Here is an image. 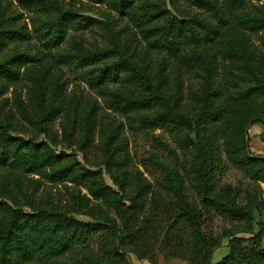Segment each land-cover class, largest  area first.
I'll return each instance as SVG.
<instances>
[{
    "label": "trees",
    "instance_id": "16d2710c",
    "mask_svg": "<svg viewBox=\"0 0 264 264\" xmlns=\"http://www.w3.org/2000/svg\"><path fill=\"white\" fill-rule=\"evenodd\" d=\"M19 1L26 7L44 5L40 0ZM48 1L50 7L44 8L36 22L37 31L44 32L45 48L50 50L64 41L67 24L77 22L73 11L56 0ZM91 1L106 4L126 18L146 43V56L134 61L106 23L108 47L89 53L74 45L72 52L59 54L58 60L85 68L88 83L128 123H137L141 129L176 132L190 147L191 160L184 174L154 161L164 167L163 187L177 207L166 233L177 230L179 249L190 264H214V251L223 238L228 239V251L215 264H264L260 241L243 243L245 239L237 236L253 233L255 213L264 216V196L251 187L264 184V155L246 151L249 139L245 131L248 125H264V55L258 53L251 38L264 31V9L246 11L248 0H182L200 12L180 16L160 0ZM170 2L174 8L178 4V0ZM51 29L56 33L50 35ZM9 33L0 22V97L24 75L30 77L26 100L14 96L22 121L35 134L46 137L49 125L60 116L71 118V124L80 120V149L88 146L96 116L89 109L78 113L75 106L65 103L47 69L36 66L38 57L17 50L4 52L8 41L18 39L19 34ZM153 57L173 58L197 75L199 85L188 93L189 108L182 102L179 86L174 91L167 86L163 66L157 71L150 68ZM110 58L114 61L106 64ZM217 62L227 66L220 79ZM114 84L115 88L110 87ZM0 112V167L6 169L3 198L22 197L14 205L0 199V264H131L125 256L128 253L145 258L152 226L140 215L151 188L140 172L130 174L128 154L117 134L100 127L102 164L112 181L108 184L101 169L82 165L74 153L56 150L54 136L38 140L13 134L12 113L3 112L1 104ZM62 129L64 138L69 139L72 128L67 131L63 124ZM229 168L249 179L250 186L223 181ZM30 175L52 183H70L76 190L69 191L64 209L43 207L23 184ZM185 182L201 206L188 201ZM81 187L86 191L83 194ZM211 210L239 225L218 238L205 227ZM258 225L250 238L264 235V223ZM92 243H96V251Z\"/></svg>",
    "mask_w": 264,
    "mask_h": 264
},
{
    "label": "rangeland",
    "instance_id": "374dc122",
    "mask_svg": "<svg viewBox=\"0 0 264 264\" xmlns=\"http://www.w3.org/2000/svg\"><path fill=\"white\" fill-rule=\"evenodd\" d=\"M56 1L64 9H69L76 14L75 22L77 23L67 24L64 41L58 47L48 50L44 46V32L37 31L38 23L36 22V17L42 16L46 6L50 7L49 1L40 0L44 5L38 6L34 3L26 7L19 0H0V22H2V26L10 30L11 33L16 32L15 34H19L17 35L18 39L8 41L4 52L11 53L17 50L38 57L39 61L36 63V66L42 65L47 69V76L52 77L53 82L59 86L65 103L75 106L78 113L82 109H89L96 116L94 132L92 133L89 145L80 149L79 134L82 128L81 121L76 119L77 121L75 120L76 122L74 121L71 124V118L60 116L49 125L46 137L35 134V131L19 117L16 105L14 104V96H20L23 100H26L28 96V86L30 85L28 78L30 77L24 75L25 77L17 83L11 84L8 91L0 97L3 112L12 113V120L15 124L13 134L25 138L36 137L38 140H49L54 136L52 146L56 150L74 153L73 155L77 157L82 165L92 169H101L104 180L108 184H112L109 173L106 172L102 164L100 127L103 126L109 134L116 133L117 140L120 143H124L128 154L126 167L130 174L137 171L140 172L146 178L151 188L144 201V211L140 215L141 218H144L143 220L147 218L152 226L148 232L146 257L139 258L137 254L128 253L125 255L127 260L131 264H190L185 257V253L179 249V244L175 237L177 230L173 233L170 232L172 235L166 233L168 224L173 221L176 215L175 210H177V207H175V200L167 194L163 187V177L166 172L164 167H160L154 163L155 160H158L159 163H163L166 166H174L177 172L184 174L191 160L190 147L184 143V139L181 138L182 135L176 132L164 128L141 129L137 123H128L122 115L111 109L107 99L88 83L85 68H76L75 63L62 64L58 60L59 54L66 51L72 52L74 45H79L78 47L83 48L85 52L89 53L108 47L106 23L110 24L114 32L118 34V42L123 45L124 51L131 54L134 61H141L146 56V43L142 41L137 29L126 18L118 16L106 4H96L91 0ZM170 1L160 0L159 3L180 16L184 14L193 15L200 12L193 6H186L182 0H178V4L174 8ZM261 7L264 9V0H248L245 5L246 11L259 10ZM86 25L87 27H84ZM80 26L82 27L80 28ZM55 33V29L50 30V35ZM251 38L252 42L257 46L258 53L264 55V45L262 44L264 31H258ZM188 50H193V48ZM112 61L114 59L110 58L106 64ZM159 65L165 69L169 89L174 91L178 85L182 102L189 108L191 102L188 93L190 89L195 90L198 87L199 79L197 75L184 70L182 65L173 60V58H151L149 66L153 71H157ZM217 65V78L220 79L225 73L227 66L223 62H217ZM116 86V84L110 85L112 88ZM28 108L30 110L31 106L28 105ZM2 114L0 112V117H2ZM63 124H67L69 129L67 131H70L72 128V134L67 140L64 138ZM246 135L249 139V151L253 155H264V125L256 123L248 127ZM165 145L171 149L170 152L165 148ZM226 171L222 178L223 181L230 182L232 185H243V188L250 186L249 179L241 177L235 170L229 168ZM5 175L6 169L0 167V199L8 201L6 198H3L1 190ZM23 184L27 193L32 194L37 204L43 207L58 209H64L68 204L69 191L72 189L76 190L70 183H52L34 175H30L25 180L23 179ZM251 187H254L257 193L264 196L263 183H256L255 186ZM184 191L189 202L201 206V203L194 197L192 188L188 182L184 184ZM80 192L83 194L86 191L81 187ZM19 198L22 197L15 195L8 202L14 205ZM166 210H168L167 213ZM169 215H171L170 218H168ZM76 216L87 220L86 216ZM206 216L205 227L218 238L223 237L227 231L233 230L239 225L235 221L217 215L212 210ZM254 216L253 233H238L237 236L245 239L243 243H252V240H257L260 241L261 246H264V235L250 238L260 227L258 222L264 223V216L260 217L257 213ZM227 245L228 239L223 238L218 249L214 251L212 263L215 264L227 253ZM91 248L96 251V243H92Z\"/></svg>",
    "mask_w": 264,
    "mask_h": 264
},
{
    "label": "water",
    "instance_id": "95a60500",
    "mask_svg": "<svg viewBox=\"0 0 264 264\" xmlns=\"http://www.w3.org/2000/svg\"><path fill=\"white\" fill-rule=\"evenodd\" d=\"M249 125L247 126V128L245 129V131H247ZM246 151L249 152V148H248V144H246Z\"/></svg>",
    "mask_w": 264,
    "mask_h": 264
}]
</instances>
